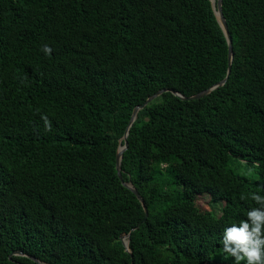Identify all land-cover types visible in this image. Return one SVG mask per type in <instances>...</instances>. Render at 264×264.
Returning a JSON list of instances; mask_svg holds the SVG:
<instances>
[{
	"label": "trees",
	"instance_id": "trees-1",
	"mask_svg": "<svg viewBox=\"0 0 264 264\" xmlns=\"http://www.w3.org/2000/svg\"><path fill=\"white\" fill-rule=\"evenodd\" d=\"M223 11L229 79L187 100L228 75L212 0H0V264H234L224 229L264 197V0ZM163 89L122 160L146 216L117 154Z\"/></svg>",
	"mask_w": 264,
	"mask_h": 264
},
{
	"label": "clouds",
	"instance_id": "clouds-1",
	"mask_svg": "<svg viewBox=\"0 0 264 264\" xmlns=\"http://www.w3.org/2000/svg\"><path fill=\"white\" fill-rule=\"evenodd\" d=\"M41 51L50 56L52 49L45 45ZM42 119L46 131H50L47 116H42ZM241 199L245 197L242 195ZM251 199L259 207L251 208L245 220L225 228L223 232V251L234 258V264H241L242 261H246V264H264V197L253 193Z\"/></svg>",
	"mask_w": 264,
	"mask_h": 264
},
{
	"label": "water",
	"instance_id": "water-1",
	"mask_svg": "<svg viewBox=\"0 0 264 264\" xmlns=\"http://www.w3.org/2000/svg\"><path fill=\"white\" fill-rule=\"evenodd\" d=\"M223 1L224 0H217V1L216 0H212V3H213V8L215 10L218 22L220 23V25H221V27H222V29H223L226 37H227L228 43H229V68H228V75L223 81L219 82L214 87H211V88H209L207 90H204V91H202V92H200V93H198L196 95H193L191 97H185L184 95H182L181 93H179L177 91H172L174 94L178 95L182 99L195 100V99L202 98V97L210 94L213 90L217 89L218 87L223 86L229 79V76H230L231 70H232L233 59H234V50H233L232 36H231L230 30H229L227 19H226L225 15H224V11H223ZM168 91H170V90L169 89H163V90H160V91L156 92L154 95L150 96L144 104H142L140 106H137L134 109L131 121H130L129 126L127 128V131L125 133V136L121 140V144H122L123 141H125V143H124V145H121L119 147V151H118V154H117V172H118V175H119L120 179L122 180L123 184L136 194V196L138 197V199L140 200V202L142 203V205L144 207V210L146 212V216H148V208H147V206L145 204V200L143 199V197L141 196L139 191L131 183L125 182V180L123 178L122 160H123L124 152L129 147L128 135H129L130 129H131L132 125L134 124L139 111L141 109L145 108L154 99H156L157 97H159L160 95H162L163 93L168 92ZM130 236H131V233L128 234V235H124L122 237V240H123V243H124V245L126 247V251L129 252L131 254V256H133V252H132V250L130 248V245H129ZM15 254L16 255H24L22 252H17ZM29 258L32 259L33 261L39 263V264H45L44 262L40 261L38 258H36L34 256H29Z\"/></svg>",
	"mask_w": 264,
	"mask_h": 264
},
{
	"label": "rangeland",
	"instance_id": "rangeland-1",
	"mask_svg": "<svg viewBox=\"0 0 264 264\" xmlns=\"http://www.w3.org/2000/svg\"><path fill=\"white\" fill-rule=\"evenodd\" d=\"M234 167L235 165L239 166V168L237 169V173L241 176H245L247 179H249L250 182H254L257 180L258 177V172H257V168L254 166H247L245 163L241 162L238 163L237 161H235L233 163ZM200 204L202 205V207L204 209H209V200L201 197L200 199Z\"/></svg>",
	"mask_w": 264,
	"mask_h": 264
}]
</instances>
